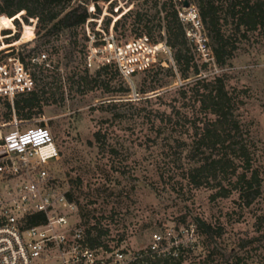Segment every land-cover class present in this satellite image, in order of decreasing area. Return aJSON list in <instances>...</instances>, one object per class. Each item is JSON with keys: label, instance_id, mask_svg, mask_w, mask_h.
I'll return each mask as SVG.
<instances>
[{"label": "rangeland", "instance_id": "374dc122", "mask_svg": "<svg viewBox=\"0 0 264 264\" xmlns=\"http://www.w3.org/2000/svg\"><path fill=\"white\" fill-rule=\"evenodd\" d=\"M84 1L72 0L68 7ZM172 1L184 15L190 9L198 11L195 0ZM162 2L88 0L84 24L43 37L38 44L43 23L23 10L10 15L11 7L0 0V15L13 24L10 29L0 27V46L8 44L0 49V58L8 53L22 58L38 98L30 110L19 112L13 101L24 96L1 99L0 127L8 128L16 116L50 129L59 151L51 169L75 203V221L90 237L101 231V243L137 246L160 227L191 223L196 227L192 255L196 264H225L224 254L230 251L239 264H264V240L245 242L258 235L255 220L264 213V34L237 33L232 40L238 48L222 67L213 60L199 66L202 77L225 73L228 88L239 93L242 104L237 116L249 133L263 179L261 197L249 207L239 205L236 193L211 200L213 190L195 188L187 179L193 165L188 156L191 125L200 116L198 104L190 97L193 76L187 79L189 85L180 87L174 67L176 76L169 71L173 63L163 45L144 47L133 42L144 32L155 42L162 41L166 31ZM116 7L126 12L114 28ZM23 22L33 26V37L10 45L20 38ZM231 27L224 26V33L232 32ZM109 30L113 45H89L88 36L98 39ZM195 34L205 39L207 47L211 45L205 28ZM134 45L141 48L133 50ZM42 53L45 59L31 60ZM192 53L198 65L205 62L207 57L199 48ZM109 56L132 66L128 77L112 66L98 69L99 61ZM196 218L210 225L212 236L197 228Z\"/></svg>", "mask_w": 264, "mask_h": 264}, {"label": "built area", "instance_id": "2783aa9c", "mask_svg": "<svg viewBox=\"0 0 264 264\" xmlns=\"http://www.w3.org/2000/svg\"><path fill=\"white\" fill-rule=\"evenodd\" d=\"M179 17L187 37L205 53V62L212 60L205 39L195 34L203 29L198 11L179 12ZM92 36H88L89 45H113L115 41L111 30L98 39ZM133 42L144 47L163 45L173 63L164 36L154 42L143 33ZM141 45H134L133 50ZM43 59V53L31 58L33 62ZM91 65L88 55L87 66ZM102 65L115 67L125 77L132 72L131 65L113 56L99 61L97 67ZM33 87V78L18 57L0 58V99L13 101ZM58 158L47 126L13 116L8 128L0 127V264H196L192 256L196 227L191 223L160 227L137 246L92 245L85 227L73 218L75 203L51 169Z\"/></svg>", "mask_w": 264, "mask_h": 264}, {"label": "trees", "instance_id": "16d2710c", "mask_svg": "<svg viewBox=\"0 0 264 264\" xmlns=\"http://www.w3.org/2000/svg\"><path fill=\"white\" fill-rule=\"evenodd\" d=\"M2 1L11 7L10 15L23 10L28 17L36 18L43 23L44 32L36 39L38 44L41 43L40 39L43 37L84 24L88 17L86 10L88 0H85L83 4L70 7L68 6L72 0ZM195 2L203 28L207 30L211 40L208 48L213 63L217 67H222L238 48L232 40V37L235 38L234 35L241 33L244 37L247 32L264 34V0H195ZM161 7L166 30L164 39L172 50L173 65L169 67V71L172 76L178 75L182 81L180 87L189 85L186 82L192 74L194 80L192 86L189 87L192 91L190 97L198 104L200 115L197 122L194 120L191 125L192 134L188 156L193 161V165L188 169L187 179L195 188L203 187L213 190L210 195L211 200L227 198L236 193L239 205L249 207L261 197L263 179L249 133L237 116L242 99L239 93L228 88L225 73L202 77L199 66L205 67L208 62H202L200 65L195 62L192 50L196 53L197 48L191 45L193 42L186 35L185 25L179 17L175 4L172 0H163ZM135 10L142 17L149 18L145 11ZM125 12L123 10L121 13L117 10V14L113 16L114 28L118 24L116 20ZM106 14L107 11H104L103 15ZM11 20V18L0 15V27L13 28ZM138 21L140 18H135V22ZM227 24L232 26V32L229 34L224 33V26ZM144 33L147 35L146 32ZM20 35V38L10 45L31 39L33 26L23 22ZM151 40L155 42L154 39ZM7 46L8 44L3 43L0 49ZM6 56L13 55L8 53ZM107 67L111 66L102 65L98 69ZM173 67L176 74L173 72ZM17 96H24L19 99L17 97L13 101L18 112L25 108L30 110L38 100L34 87L31 91ZM7 106L9 107L10 103H7ZM95 136L98 137V133H95ZM182 144L186 145V142ZM67 196L70 197L69 194ZM195 220L197 228L202 233L212 236L208 223L198 218ZM255 231L258 235L245 242L264 240V213L256 217ZM86 232L89 235V231ZM101 234L102 232L98 231L96 237H90V243L99 244ZM224 256L225 264H239V259L235 257L233 251L225 253Z\"/></svg>", "mask_w": 264, "mask_h": 264}, {"label": "water", "instance_id": "95a60500", "mask_svg": "<svg viewBox=\"0 0 264 264\" xmlns=\"http://www.w3.org/2000/svg\"><path fill=\"white\" fill-rule=\"evenodd\" d=\"M184 5L187 6V2H184Z\"/></svg>", "mask_w": 264, "mask_h": 264}]
</instances>
